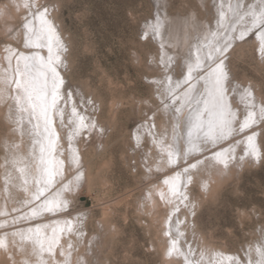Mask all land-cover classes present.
<instances>
[{"label":"bare ground","instance_id":"1","mask_svg":"<svg viewBox=\"0 0 264 264\" xmlns=\"http://www.w3.org/2000/svg\"><path fill=\"white\" fill-rule=\"evenodd\" d=\"M25 2L29 5L27 8L24 7ZM42 3V0H4L2 4L0 3V101L7 105L5 111L0 109V114L4 112L5 117L14 125L11 134L17 136L16 140H14L16 136H13V139L6 138V152L0 156V244L3 245L0 246V264H91L92 258L86 254L89 250L87 238L86 249L83 250H80L77 241L79 237L84 236V232H87L86 222L84 223L85 212L70 215L63 211L61 213L60 209L58 210L60 213L48 209H57V205L62 207L63 204L73 202L76 197L67 193V187L78 190L87 182V170L83 165V152L80 146L82 144L78 143V140L68 139L70 136L66 127L70 123V118V121L73 120L72 128L75 129L73 132L78 135L86 128L91 132L95 124L97 129L102 128V124L96 115L90 117V114L83 113L81 109L83 102L80 104L81 101L77 99L79 97L77 87L73 88L66 74V67L69 65L68 52L66 53L68 43L59 29L52 6L49 4L42 6ZM156 6V16H152L145 23L144 31L153 33L156 42L159 43L158 51L162 50V53L158 52L159 56L163 54L162 58L157 59L159 63L161 62V65H157L162 69L160 75L151 77L150 80L153 85L159 86L155 100L157 102L159 100L160 104L152 111V119H149L150 112L149 117L143 119L141 126L133 133L138 144L144 141L142 145L144 153L147 155L150 151L147 162L153 160V164L150 163L149 167L154 165V168L156 166L165 173L161 176L163 182L149 180L147 192L143 197L144 203L149 207L148 211H151L154 217L161 208L169 209L164 229L169 234L170 243L165 246L164 251L168 254L169 249L173 247L172 241L175 240L177 242L175 247L179 253L174 252L170 256L171 262L264 264V236L256 243L247 244L242 250L234 252L207 245L205 241L202 242L206 244L205 246H199L197 243L200 231L197 230V223L193 219L194 209L192 210L193 206L197 207L198 204L197 199L193 198L196 184L200 180L206 185L207 181L202 178V174L205 173L201 171H208L214 164H217L216 170H220L233 157L238 156L239 152H242L240 155L243 156L244 152L248 151L249 153H246L252 158L253 155L262 154L258 138L259 127H256L255 123L260 120L259 114L264 104L257 98L254 88L244 86L240 90L235 87L228 67L233 50L231 52L228 50L237 42L238 37H244V34L253 30L254 40L259 39V44L263 43L264 46V23H259V20L264 19L260 17V13L264 11V0H216V14L211 24L208 22L209 29L207 30L205 26V31L201 33L203 29L199 30V24L193 25L199 31V35L197 34L198 37L189 48L190 55L183 54L180 59L175 52L167 49V44L171 41L167 40L168 27L172 28L171 36L184 49L190 33L186 29L179 32L177 29L179 25L176 26L178 23L175 24L165 12L163 0H159ZM45 7L48 9L47 19L55 28L59 44L63 45L59 48L58 42L53 38V52L60 55V62L54 66L63 83L59 84L57 90L59 98L55 106L49 109L51 123L48 125L45 124L43 117L38 115L39 109L33 111L28 101L24 99V94L16 87L17 81L21 85L33 83V77L36 78V83H43L39 61H25L18 57L21 54L23 56L39 54L47 59L46 46L39 48L27 46L30 34L23 27L30 20L35 34L39 35L43 27L39 16ZM254 18L258 20L256 26L252 23ZM257 32H260L258 38ZM40 43L46 44L47 37L45 36ZM220 61H223L227 72V79L224 81L227 107L223 109L216 102L218 93L214 73ZM26 63L29 65L27 70ZM52 83L49 74V99ZM247 91H251L252 96L249 97ZM93 102L92 98L91 103ZM93 104L95 107V103ZM249 112L256 114L254 119L257 122L240 130V125ZM80 117H83V126ZM222 119L230 121L232 130L228 134H221L219 125ZM69 128L71 134L72 129L70 126ZM148 134L154 144L152 148L147 149L145 140H150ZM72 135L74 137V134ZM249 136L254 137L255 151L249 148ZM170 159H174V162L170 163ZM168 165L173 167L172 171L166 170ZM49 171L55 172L54 178H50ZM72 234H76L74 246L73 242H70ZM54 241L58 243H53ZM94 242L93 240L91 244ZM51 243L58 246V250L51 246ZM69 244L71 248L68 247ZM50 246L54 248L51 252L48 251ZM55 250L57 255L54 257L52 255ZM94 254L92 256L95 259L97 255Z\"/></svg>","mask_w":264,"mask_h":264},{"label":"rangeland","instance_id":"2","mask_svg":"<svg viewBox=\"0 0 264 264\" xmlns=\"http://www.w3.org/2000/svg\"><path fill=\"white\" fill-rule=\"evenodd\" d=\"M158 1L42 0V6H52L69 46L66 50L68 82L73 88L77 87V99L80 104L83 102L80 105L83 113L97 116L103 128L97 129L95 124L91 132L86 128L81 132L84 136L78 135L73 132L75 129L70 118L66 127L68 139L82 144L79 145L87 182L82 188L77 187L78 190L67 187L66 192L76 197L74 201L63 204L66 207L59 205L60 208L52 209L70 215L85 212L87 232L77 241L83 250L87 238L89 250L85 253L92 258L91 264H180L179 261L171 262V257L164 251L170 243L169 234L164 229L169 209L161 208L154 217L143 198L149 180L163 182L161 176L165 173L154 165L149 167L153 164V160L147 162L150 151L147 155L144 153V141L138 144L133 133L150 112L149 119H152V111L160 104L155 100L159 86L150 80L160 75L162 69L157 65L161 62L157 59L163 54L159 56L158 52L162 53V50L158 51L159 43L153 33L144 31L145 23L156 16ZM163 1L165 12L175 24L178 23L179 32L186 29L190 33L184 49L171 36L169 26L167 40L171 41L167 49L175 52L178 59L183 54L189 56V48L199 35L193 25L199 24V30L203 29L201 33L205 26L209 29L216 14V0ZM3 2L0 0L1 4ZM254 33L253 30L238 37L230 47L232 49L229 48L228 52L233 50V54L228 67L235 87L240 90L244 86L254 88L257 98L264 104V46L259 44V39L254 40ZM258 34L260 32L256 33V38ZM92 98L96 108L91 103ZM6 108V103L1 102L0 109L5 111ZM5 116L4 112L0 114V156L6 152V138L16 136L11 134L14 125ZM259 116L260 123L256 121L255 126L259 127L262 154L252 158L248 151L243 156L239 152L222 169L216 170L217 164H214L208 171H201L205 173L202 178L207 181L206 185L200 180L196 184L193 198L198 201V209L195 205L192 208L201 237L197 244L201 247L206 245L202 243L205 241L207 245L229 252L240 251L264 236V119ZM148 138L150 140H145L147 149L154 144L149 134ZM172 169L168 165L166 170ZM72 236L70 242L74 246L76 234ZM90 240L95 242L91 244ZM52 245L58 250V246ZM56 250L52 256L57 255ZM92 253L97 258L94 259Z\"/></svg>","mask_w":264,"mask_h":264},{"label":"snow or ice","instance_id":"3","mask_svg":"<svg viewBox=\"0 0 264 264\" xmlns=\"http://www.w3.org/2000/svg\"><path fill=\"white\" fill-rule=\"evenodd\" d=\"M28 3L25 2L24 7H28ZM47 11L48 9L45 7L42 12H40V21L43 27L41 28L40 34L36 35L34 32V29L31 27L32 21H27L24 24V28L27 29L29 35V39L27 41V46H34V47H47L48 48V57L45 59L44 57L39 56V54H34L33 56H23V54L18 57V59H24L25 61H33L36 62L39 61V67L41 69L40 76L43 77V83H36V78L33 77V83L29 85H21L18 81L16 83L17 89H19L24 94V99H26L33 109V111H36L39 109L38 115L42 116L44 119V122L46 125L51 123V118L49 116V109L54 107L56 104L57 99L59 98L57 96V90L59 87V84L63 83V80L59 78V73L56 70L55 64H58L60 62V55L53 52L52 47V40L53 38L58 42V47L62 48L63 45L59 44V37L55 33V28L52 25L51 21L47 19ZM260 17L264 18V11L260 13ZM253 25L256 26L258 23V20L256 18L252 21ZM259 23H264V19L259 20ZM45 36L47 37V43L42 44L40 41L45 39ZM34 37V38H33ZM29 65L25 64V69L27 70ZM19 71V70H18ZM214 73L216 74L215 77V86L217 90V97L216 102L221 107V109L227 107V102L225 100V89H224V81L227 79V72L224 69L223 61H220L216 68L214 69ZM49 74H51L52 78V92H51V99H49V91H48V78ZM189 78H191V70H189ZM58 81V83H57ZM247 95L250 97L252 96L251 91H247ZM20 102V96H17V103ZM27 111V109H23ZM179 111V109H177ZM73 112H75V109H73ZM261 118L264 119V107L260 110ZM223 115V113H222ZM255 113L249 112L247 114V117L244 119L243 123L240 125V130H243L244 128L250 127L251 124L255 123ZM81 126H83V117H80ZM221 134H228L231 132V125L230 121L222 119L219 125ZM47 131V128L45 129ZM215 140V138H213ZM248 144L249 148L253 151H255V144H254V137L249 136L248 137ZM43 151V149H42ZM171 155V154H170ZM170 163L174 162V159H170ZM192 167H195V165H192ZM50 178H54L55 172L49 171ZM59 207V205H57ZM49 211L52 209L49 208ZM71 231V229H68ZM53 243H58V241H54ZM176 241H172L173 247L169 249L168 255L172 256L174 252L179 253V250L175 247ZM0 246H3L0 244ZM69 248H71V244L68 245ZM49 252L52 251V247L50 246L48 249ZM185 259H187L185 257Z\"/></svg>","mask_w":264,"mask_h":264}]
</instances>
